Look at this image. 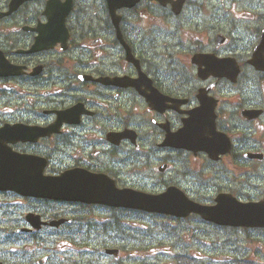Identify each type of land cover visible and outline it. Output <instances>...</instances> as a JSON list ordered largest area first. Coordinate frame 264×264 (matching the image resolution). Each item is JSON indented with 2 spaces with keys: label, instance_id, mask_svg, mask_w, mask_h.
I'll use <instances>...</instances> for the list:
<instances>
[{
  "label": "flooded vegetation",
  "instance_id": "af4514ba",
  "mask_svg": "<svg viewBox=\"0 0 264 264\" xmlns=\"http://www.w3.org/2000/svg\"><path fill=\"white\" fill-rule=\"evenodd\" d=\"M112 1L115 23L108 0H0V264H230L183 252L124 257L115 230L104 243L103 212L114 222L166 215L42 198L24 178L44 159L47 175L77 169L150 193L176 185L210 205L219 195L264 196V0ZM191 128L208 131V154L163 143ZM154 153L161 178L142 171L155 168ZM172 154L200 163L175 171ZM134 173L157 190L132 183ZM207 173L205 197L197 187ZM201 222L231 247L243 245L240 234L264 231Z\"/></svg>",
  "mask_w": 264,
  "mask_h": 264
},
{
  "label": "water",
  "instance_id": "95a60500",
  "mask_svg": "<svg viewBox=\"0 0 264 264\" xmlns=\"http://www.w3.org/2000/svg\"><path fill=\"white\" fill-rule=\"evenodd\" d=\"M108 5L115 23L114 11L117 6L113 4L112 0H108ZM200 115L198 113L197 117H200L202 122H206L207 120ZM191 129L194 132L189 129H180L177 133L166 134L163 143L209 153L208 131L203 132L200 129L197 132L196 128ZM125 135L124 132L115 134V141ZM32 170L34 171L32 172ZM24 178L31 183L30 191H34V194L41 197L83 200L114 207L122 206L171 213L177 216H184L193 211L198 212L205 219L218 223L264 227V199L259 202L237 203L238 206L232 204L233 209H230L228 205L213 208L193 202L174 186L168 187L163 193L151 195L129 188L119 189L104 175H91V173L87 174L77 169L66 170L55 176H45L42 174V165L39 169L31 166L30 174L24 173ZM7 184L14 185L11 182H7Z\"/></svg>",
  "mask_w": 264,
  "mask_h": 264
},
{
  "label": "rangeland",
  "instance_id": "374dc122",
  "mask_svg": "<svg viewBox=\"0 0 264 264\" xmlns=\"http://www.w3.org/2000/svg\"><path fill=\"white\" fill-rule=\"evenodd\" d=\"M168 25V24H167ZM154 27H161L160 23L153 24ZM157 38L160 40L159 42V49L161 48L160 44L162 42L161 34L157 35ZM175 38L170 37L168 39V43L170 41H173ZM152 155V154H151ZM166 158H171L173 169L176 171L178 170L179 166L184 163H194L199 165L200 161L198 162L197 159H195L193 156H181L179 154H172V155H165ZM61 154H56V160L57 162L61 159ZM151 161V167H155L157 164L162 163L160 161V156L157 153H154L150 157ZM135 167L132 166L130 170H134ZM142 171L148 172L152 171L153 177H160L163 173H161L158 168L148 169L147 167H144ZM179 171V170H178ZM164 174V177L166 178H175V174ZM192 175V174H191ZM192 176H197L196 173H193ZM134 179L133 181L131 179ZM132 183L134 182L135 185L138 187L142 186V188H146L147 190H153L158 187L157 182L155 180L151 181L148 178L144 177L141 174L134 173V175L129 176L128 178ZM140 180V181H137ZM176 180V179H175ZM146 181V182H141ZM184 181V180H183ZM203 181L205 184L202 186L199 185L198 190L202 192V195L208 194V190L206 189L208 187V173L203 177ZM189 187L193 186V182H187ZM202 188V189H200ZM159 189V188H158ZM157 190V189H156ZM112 213L110 211L103 212L102 215V222H103V228H105L106 223H110L109 219L112 218ZM127 215L121 216L120 218V224H127L131 225L135 228L137 231H133L129 233V236L126 239H122L120 232L115 233V243L124 244L123 251H124V257L127 256L128 253H136L138 254H146L151 257H154L155 254H161L164 256L165 254H178L182 253L185 255H194L196 257H199V259L204 258L205 256H210L212 259H214L217 263L218 261H224V262H230V264H264V231L260 230H249L247 234H240L239 238H242L244 240L243 245H233L232 247L229 244H222L221 241L218 239V234L214 235L208 225L203 224L201 221H197L194 217H191L190 219H187L186 221H183L181 223L175 222L170 220L169 218H161L157 219L155 221H150V223H144L141 224V221L138 220V223H131V219L126 218ZM120 217V216H119ZM124 217V218H123ZM167 223V224H166ZM174 227L173 229L169 226ZM151 226L149 228L152 229L151 232H145L142 234H139L141 232L140 229L146 228L147 226ZM108 229L115 230V227L109 226ZM167 229L174 230L176 229L177 232L170 233ZM121 231V230H120ZM112 231L109 230V232H104V243H110L112 245L114 241L113 234H109ZM213 235V236H211ZM224 235L221 234V237ZM152 239V242H149V244L140 242L138 240H144V239ZM167 240L166 244H161L160 240ZM212 239H215L216 242L219 243V246L214 248L211 243L213 242ZM196 240V241H195ZM197 241H203L204 243L197 242ZM167 245V246H165ZM133 251V252H132ZM246 254L244 256L245 261H240V259L236 260L237 258H241V256ZM202 256V258H201ZM214 256V257H213ZM225 257V258H223ZM196 264V263H195Z\"/></svg>",
  "mask_w": 264,
  "mask_h": 264
}]
</instances>
